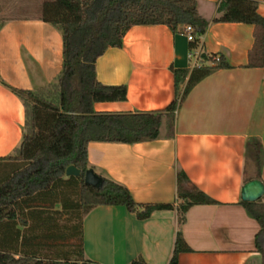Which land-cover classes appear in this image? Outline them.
Wrapping results in <instances>:
<instances>
[{"label":"crops","instance_id":"crops-1","mask_svg":"<svg viewBox=\"0 0 264 264\" xmlns=\"http://www.w3.org/2000/svg\"><path fill=\"white\" fill-rule=\"evenodd\" d=\"M45 1L0 0V157L18 147L25 121L23 103L8 86L36 89L53 82L61 69L60 31L43 21L41 13H14L17 5L38 9ZM217 3L197 0L199 14L209 21L198 46L204 65L213 64L206 56L222 54L229 66L191 87L175 110L172 130L164 116L156 139L87 145L89 169L124 185L138 203L176 204L179 170L216 203L189 207L182 223L176 208L154 211L141 220L122 205L96 206L82 217L83 258L99 264H129L140 257L147 264H168L180 231L191 250L179 253L177 264L262 263L254 246L259 225L240 204V194L244 183L255 178L246 170L250 139H257L262 147L259 180L264 184V71L247 66L253 25L212 22ZM257 12L264 17V0ZM182 29L130 27L122 45L108 48L95 62L97 80L125 84L127 98L96 102L94 110L166 108L175 95L172 69H192L190 42ZM11 173L12 168L7 177ZM69 177L64 175V181L18 200L13 207L18 219L7 221V248L54 258L77 257L73 217L78 185L67 181ZM46 232L51 233L48 238Z\"/></svg>","mask_w":264,"mask_h":264},{"label":"trees","instance_id":"trees-1","mask_svg":"<svg viewBox=\"0 0 264 264\" xmlns=\"http://www.w3.org/2000/svg\"><path fill=\"white\" fill-rule=\"evenodd\" d=\"M260 0H218L214 23H244L253 25V46L248 53V67L264 71V17L257 12ZM197 0H47L42 4L41 19L57 28L62 37L61 69L53 82L32 90L8 86L22 101L25 121L22 139L11 155L0 157V162L11 161L12 173L0 180V264H99L81 255L82 217L100 205H122L137 219H147L154 211H178L179 223L187 209L197 204H213L202 190L189 181L186 174L177 172V203H138L122 184L102 175L101 185L84 183L89 169V142L137 143L159 137L164 116L172 130L175 110L191 87L202 78L229 64L222 54H211L206 60L212 65L189 69H172L175 95L162 110L110 112L94 110V103L124 101L127 86L105 85L97 80L95 62L110 47H120L127 30L135 25H165L172 32L191 25L196 47L209 21L203 18ZM184 32V30L182 29ZM187 80L185 81V77ZM185 82V83H184ZM184 85L181 88V84ZM247 151L255 167V178L260 179L263 151L257 139H250ZM74 165L79 176L67 181L78 185L75 223V244L79 253L73 259L54 258L7 248V221H16L13 207L20 198L48 189L64 181L65 169ZM264 194L256 201H240L247 214L259 225L254 235L255 250L264 264ZM46 226H49L46 225ZM46 232L45 237H49ZM178 231L168 264H177L178 254L190 251ZM129 264H147L142 258Z\"/></svg>","mask_w":264,"mask_h":264},{"label":"water","instance_id":"water-1","mask_svg":"<svg viewBox=\"0 0 264 264\" xmlns=\"http://www.w3.org/2000/svg\"><path fill=\"white\" fill-rule=\"evenodd\" d=\"M66 176H79L80 170L74 165H69L65 169ZM84 183L93 187H99L101 185V178L92 170L87 169L84 173ZM264 194V184L259 179H251L244 183L241 188V200L242 201H256Z\"/></svg>","mask_w":264,"mask_h":264},{"label":"rangeland","instance_id":"rangeland-1","mask_svg":"<svg viewBox=\"0 0 264 264\" xmlns=\"http://www.w3.org/2000/svg\"><path fill=\"white\" fill-rule=\"evenodd\" d=\"M26 5L25 4L17 5L14 13H24V12H28L29 14H35L36 12L39 14L42 13V6L40 8L38 7V9H37V8H34V6L30 7L28 4H26ZM251 159L252 158L250 157L248 162H247V167H246L247 174L248 173H251V174L255 173V167H254ZM11 168H12V166L10 164L7 166V164H1L0 163V180L3 179L4 176L7 175V171Z\"/></svg>","mask_w":264,"mask_h":264},{"label":"built area","instance_id":"built-area-1","mask_svg":"<svg viewBox=\"0 0 264 264\" xmlns=\"http://www.w3.org/2000/svg\"><path fill=\"white\" fill-rule=\"evenodd\" d=\"M183 28H184V34L187 40L189 42L194 41L195 37L192 33L191 25H185ZM189 57L193 60L192 68L203 65V57L201 55V51H200L198 44L196 45V47L189 49Z\"/></svg>","mask_w":264,"mask_h":264}]
</instances>
